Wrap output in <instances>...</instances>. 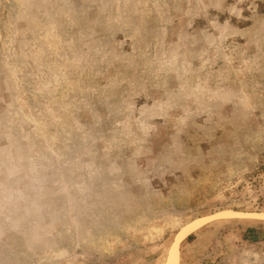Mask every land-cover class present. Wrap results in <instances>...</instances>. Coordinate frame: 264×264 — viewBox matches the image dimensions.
Returning <instances> with one entry per match:
<instances>
[{
  "label": "rangeland",
  "instance_id": "374dc122",
  "mask_svg": "<svg viewBox=\"0 0 264 264\" xmlns=\"http://www.w3.org/2000/svg\"><path fill=\"white\" fill-rule=\"evenodd\" d=\"M258 214L264 0H0V264H166Z\"/></svg>",
  "mask_w": 264,
  "mask_h": 264
},
{
  "label": "crops",
  "instance_id": "0c3cea01",
  "mask_svg": "<svg viewBox=\"0 0 264 264\" xmlns=\"http://www.w3.org/2000/svg\"><path fill=\"white\" fill-rule=\"evenodd\" d=\"M253 227L240 230L238 234H224L217 237L190 233L182 240L185 244L184 251L181 258L179 256L178 262L180 264H264L263 238L257 239L252 236L250 239L248 232L246 235L248 229H252L254 233Z\"/></svg>",
  "mask_w": 264,
  "mask_h": 264
},
{
  "label": "bare ground",
  "instance_id": "6f19581e",
  "mask_svg": "<svg viewBox=\"0 0 264 264\" xmlns=\"http://www.w3.org/2000/svg\"><path fill=\"white\" fill-rule=\"evenodd\" d=\"M220 214V213H219ZM229 214V213H228ZM233 214V213H232ZM239 214V213H238ZM223 215V214H222ZM235 215V213L233 214ZM256 215V214H255ZM218 216V215H217ZM240 216V215H239ZM216 217V216H215ZM232 217V216H230ZM256 218V217H255ZM206 219V218H205ZM208 219V218H207ZM257 219L258 220H264V215H259L257 216ZM202 220V219H201ZM201 220H198L196 222H194L193 224H190L189 226L185 227L181 232L180 234L178 235L177 237V242H180L182 241L188 234L190 233H193L194 231L198 230L199 228H201V226H203V221ZM207 221V220H206ZM205 222V221H204ZM166 264H178V255H177V252H176V249L173 248L171 250V253H170V256L166 262Z\"/></svg>",
  "mask_w": 264,
  "mask_h": 264
},
{
  "label": "trees",
  "instance_id": "16d2710c",
  "mask_svg": "<svg viewBox=\"0 0 264 264\" xmlns=\"http://www.w3.org/2000/svg\"><path fill=\"white\" fill-rule=\"evenodd\" d=\"M247 232H248V235L250 234V237H251V235H253V231H252V229H248V230L246 231V235H247ZM250 239H252V237H251Z\"/></svg>",
  "mask_w": 264,
  "mask_h": 264
}]
</instances>
